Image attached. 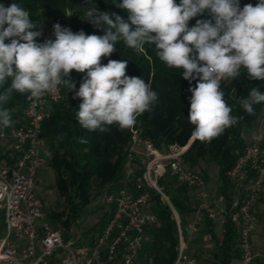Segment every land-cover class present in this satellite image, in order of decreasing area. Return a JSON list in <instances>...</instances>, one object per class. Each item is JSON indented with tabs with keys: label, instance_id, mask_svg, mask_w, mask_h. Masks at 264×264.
Wrapping results in <instances>:
<instances>
[{
	"label": "clouds",
	"instance_id": "obj_1",
	"mask_svg": "<svg viewBox=\"0 0 264 264\" xmlns=\"http://www.w3.org/2000/svg\"><path fill=\"white\" fill-rule=\"evenodd\" d=\"M117 6L129 13L127 21L87 0L81 17L97 27L106 24L103 36L74 33L57 23L55 40L37 43L42 33L32 30L37 25L29 11L17 4H0V87L11 79L0 92V128L12 124L10 112L2 106L13 93L40 98L61 84L74 91V99H82L76 119L84 129L104 133L113 124L121 130L133 127L138 116L153 110L159 94L151 81L126 75L127 61L101 64L120 40L137 54L143 53L145 44L153 45L167 67L197 81L189 89L193 140L210 143L239 122L225 100L221 81L238 78L242 68L250 80L264 81V0L243 8L239 0H120ZM205 10L212 19L197 20L189 27V21ZM73 70L86 72L78 90ZM262 102L264 93L257 88L240 101L249 114L253 104ZM80 142L87 143L83 138Z\"/></svg>",
	"mask_w": 264,
	"mask_h": 264
},
{
	"label": "trees",
	"instance_id": "obj_2",
	"mask_svg": "<svg viewBox=\"0 0 264 264\" xmlns=\"http://www.w3.org/2000/svg\"><path fill=\"white\" fill-rule=\"evenodd\" d=\"M116 2L119 3L120 0H94L101 11L120 15L127 21L129 13L118 7ZM176 2L179 3V0ZM239 3L243 8L246 4H257L258 0H239ZM0 4L4 7L17 4L29 11L30 20L37 25L32 29L33 31H39L43 19L55 14L59 15L71 8L77 20L84 23L83 31L87 35L106 34V24L97 27L81 17L87 7V0H0ZM208 19L212 17L205 10L203 14L189 21V27L194 26L197 20ZM36 40L37 43H43L47 37L42 39L37 37ZM5 42L10 43L11 38L6 39ZM114 48L111 56L101 58V64L106 65L109 60L127 61L126 75L139 77L146 83L151 81L152 89L159 94L158 102L152 111L138 116L135 125L131 128L121 130L113 124L108 126L109 130L104 133L98 130L88 131L81 127L76 119L82 99H74V91H69L64 86L62 100L51 106V116L43 123V137L46 140V146L48 144L49 147L47 148L48 163L55 174V187L66 201L68 214L66 219H61L63 214L59 212H51L48 217L62 222V225H56L66 228V237H69L67 229L71 228L80 214L91 204L95 194L93 190L105 193L107 190L124 186L126 182V185L133 184L134 177L128 179L126 175L129 164L128 153L133 144V132H137L141 144L145 140H150L159 149L167 148L172 143L187 146L193 139L192 132L195 126L188 120L192 96L189 89L194 87L197 81L186 80L182 76V70L167 67L156 56L153 45L145 44L141 54L128 49L123 40L115 44ZM85 76L86 72L72 71L71 78L76 84V90L79 89ZM10 83L9 78L7 83L0 87V92L10 86ZM252 88H257L264 93V81L250 80L243 68L238 78L222 80L221 90L225 94V100L232 107V115L238 117L239 122L226 129L210 143L193 140L184 155L189 167L200 168L203 172L205 163H215L218 166L224 191L233 184L228 171L243 154L245 146L254 136L260 134L261 123L264 121V102L253 104L252 114L247 113L240 103L248 97ZM28 95V93H13L11 99L2 106L10 112L12 121H17V126L26 123L25 110ZM80 138L85 139L87 143H81ZM262 146L264 147L263 143ZM7 155V152L1 153L0 159L7 158ZM136 163V175H140L144 171L143 163L138 158ZM159 183L164 187L170 205L163 200L160 193L151 189L153 212L161 225L146 230L151 238L145 241L140 256L145 251H150L153 253L151 254L153 261H149L148 264H173L177 256L179 235L172 208L180 216L182 228L184 215L192 212L193 208L189 202V187L177 184L169 176L160 179ZM228 231L229 234L226 235L225 240L226 251L232 246L230 235L233 233L238 235V228L230 222Z\"/></svg>",
	"mask_w": 264,
	"mask_h": 264
},
{
	"label": "built area",
	"instance_id": "obj_3",
	"mask_svg": "<svg viewBox=\"0 0 264 264\" xmlns=\"http://www.w3.org/2000/svg\"><path fill=\"white\" fill-rule=\"evenodd\" d=\"M66 13H71L67 10ZM64 14L56 24L71 17ZM203 63V62H201ZM63 84L54 93L40 98L27 96L26 123L0 128V142L10 141L13 161L0 163V210L4 209L5 234L0 237V264H137L147 239V227L157 222L147 209L151 203V189L168 199L159 180L169 176L179 185L201 189L197 215L190 230L197 229L201 214L219 224L232 222L238 227L239 264H255L256 253L252 236L256 227L253 207L264 189V147L260 134L245 146L243 154L228 171L235 186V195L227 207L224 194L211 200L204 190L205 175L200 168L187 165L184 155L187 146L172 143L159 149L150 140L139 148L137 132L129 149L126 175L134 177L133 184L124 185L103 194L106 204L114 205L110 220L103 232L92 242L66 237V228L47 221L43 202L35 191L40 166L48 163L42 151L46 147L43 123L51 116V106L63 98ZM144 171L136 175V159ZM128 181V180H127ZM251 182L246 188L247 182ZM172 208V207H171ZM176 216V210L172 208ZM177 256L173 264H200L188 252V243L179 224ZM1 230V224H0Z\"/></svg>",
	"mask_w": 264,
	"mask_h": 264
},
{
	"label": "rangeland",
	"instance_id": "obj_4",
	"mask_svg": "<svg viewBox=\"0 0 264 264\" xmlns=\"http://www.w3.org/2000/svg\"><path fill=\"white\" fill-rule=\"evenodd\" d=\"M67 10H70L72 15L69 19H67L63 24L62 27H68L70 28L74 33L79 32L80 30L84 29V23L79 22L75 16L74 11L69 8ZM66 13L63 12L59 15H52L49 18L43 19L42 24L39 28V32H41V36H39V39H42L43 37H47L48 39L55 40L54 35V25L56 24V19L58 17L63 16V14ZM264 116V115H263ZM264 120V117H263ZM260 127V135L262 136L263 140L262 143L264 145V121H262ZM17 126V121H12V124L10 127ZM8 127V128H10ZM259 130V129H258ZM135 141V133L133 132V142ZM11 142L10 141H1L0 142V154L1 153H8L9 159H0V163H8L13 161V158L10 156V150H11ZM143 147V145H139V148ZM49 149L48 144L45 147L46 149ZM43 157L48 161L49 160V152L42 153ZM137 166H135L136 168ZM204 175L205 180L209 181H216L219 179V172L217 169V165L215 163L211 164H204ZM174 186H178L177 184H174ZM34 191L36 195L41 198L43 202L44 212L46 215L47 221L52 223L54 226H58L56 224L62 225L61 221L58 220H51L48 216L51 212H59L63 215L61 216V219H66L68 217V214L66 212L67 206L66 201L63 197L60 196L57 188L55 187V174L54 171L50 168V164L46 163L40 166V170L36 177V184ZM95 193V194H94ZM97 193V194H96ZM94 197L92 198L91 204L80 214V216L77 218L76 222L71 226L70 229H67L68 236L73 238H79L80 240L86 241V242H92L96 237H98L104 230L105 226L110 220V216L112 214V211L114 209V205H108L106 204L105 200L103 199V194L100 193L97 190H93ZM165 202L166 200L163 199ZM149 210H153V202L149 204ZM4 219H5V211L4 209L0 210V224H1V230H0V237L4 236L5 234V227H4ZM103 220V221H102ZM59 227V226H58ZM64 227V226H63ZM233 248L236 249V244L233 246ZM257 251V250H256ZM258 252V251H257ZM153 253L150 251H145L139 259L138 264H148L149 261H153ZM260 260V256H257L256 261Z\"/></svg>",
	"mask_w": 264,
	"mask_h": 264
},
{
	"label": "crops",
	"instance_id": "obj_5",
	"mask_svg": "<svg viewBox=\"0 0 264 264\" xmlns=\"http://www.w3.org/2000/svg\"><path fill=\"white\" fill-rule=\"evenodd\" d=\"M47 151V149H44L42 153H47ZM250 183V181L247 182L246 188L249 187ZM204 190L209 193L211 200L215 199L219 194H224L226 201L220 205L222 207H227L236 193L235 186H233V184L230 185V187L225 188L224 191L220 178L216 181L205 180ZM201 192V189H189V202L193 208V211L184 215L183 228L180 225V216L178 214L175 216L177 225L179 224L181 230L184 231L185 240L188 243L189 254L196 258L200 264H239V237L236 233L230 235L232 238V246L226 251L227 244L225 240L226 235L229 234L228 230L230 222H227L226 224L213 222L208 218L206 212H203L201 214L197 229L191 232L190 224L197 215V203L199 200V194H201ZM147 210L154 213L153 210H149V207ZM253 212L256 216V227L252 236V243L256 253V258L257 256H260V260L256 261L255 264H264V189L255 206L253 207ZM160 225L161 223L157 218V222L150 224L147 229L157 228ZM146 236L147 242L151 237H149L147 232ZM235 244L236 249L233 248ZM139 259L140 256L138 258V262Z\"/></svg>",
	"mask_w": 264,
	"mask_h": 264
},
{
	"label": "water",
	"instance_id": "obj_6",
	"mask_svg": "<svg viewBox=\"0 0 264 264\" xmlns=\"http://www.w3.org/2000/svg\"><path fill=\"white\" fill-rule=\"evenodd\" d=\"M192 142H193V139H192L191 142L189 143L187 149L190 147V145L192 144ZM162 198L165 199L163 196H162ZM165 200H166V202L170 205L169 200H168V199H165Z\"/></svg>",
	"mask_w": 264,
	"mask_h": 264
}]
</instances>
